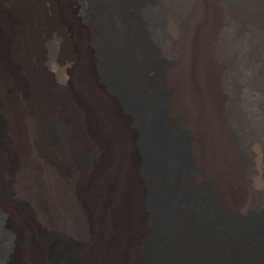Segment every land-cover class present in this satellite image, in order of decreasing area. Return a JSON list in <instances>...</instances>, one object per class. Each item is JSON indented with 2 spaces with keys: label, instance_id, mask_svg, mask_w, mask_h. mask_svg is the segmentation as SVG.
Listing matches in <instances>:
<instances>
[{
  "label": "bare ground",
  "instance_id": "obj_1",
  "mask_svg": "<svg viewBox=\"0 0 264 264\" xmlns=\"http://www.w3.org/2000/svg\"><path fill=\"white\" fill-rule=\"evenodd\" d=\"M86 1L31 0L36 25L28 35L26 17L11 11L15 0H0V264H147L137 250L146 243L152 264H264V202L239 192L227 202L242 152L224 86L230 68L235 106L255 126L264 96V5L255 11L254 0H230L226 25V0H113L103 13ZM88 4L83 23L78 11ZM241 14L250 16L248 30ZM97 49L140 116L151 182L141 171L133 114L99 75ZM29 64L62 82L79 112L55 109L60 139L43 115L18 104L51 87L30 78ZM77 136L95 152L82 197L67 165ZM260 147L249 140L258 187ZM205 168L220 173L222 188L208 182ZM254 210L262 222L249 217ZM58 244L75 247L55 251Z\"/></svg>",
  "mask_w": 264,
  "mask_h": 264
},
{
  "label": "rangeland",
  "instance_id": "obj_2",
  "mask_svg": "<svg viewBox=\"0 0 264 264\" xmlns=\"http://www.w3.org/2000/svg\"><path fill=\"white\" fill-rule=\"evenodd\" d=\"M18 1H20L22 6L19 5ZM82 1L85 3L87 2L86 0H82ZM254 1L256 2V4H252V5L254 6L255 11H259V9L263 8L264 0H254ZM91 2H93L96 5L97 9L100 10L99 12H101V13H103L102 11H103V8L106 6V4L109 6V8H112V6H114L113 0H91ZM111 2H112V6H111ZM257 2L261 3L258 9H257ZM15 3H17V5L12 6L11 11H14L13 15H16L19 11L18 14L26 17L25 18L26 28H27V33L29 35L30 32L32 31V27H34L36 25L35 21H34V17H33V12L36 9V7L32 5L31 0H15ZM15 3H13V4H15ZM226 3H227V5L226 6L224 5L225 7H223V11H221L222 14L220 16H221V19L225 22V24H226V21L229 24L228 20H229V16L231 13V11H229V10H231V9H229L227 7L230 6V8H231L230 0H226L225 4ZM89 6L90 7L85 6L86 8H83L82 10L78 11L79 19L83 23L86 22L87 16L90 13H92V11H93L92 10L93 6H92V8H91V5H89ZM22 9H24V13H23ZM252 9H253V7H252ZM248 12H250V11H248ZM18 14H17V16H18V18H20V16ZM253 15L255 17V13H253ZM261 15L263 16L264 12ZM245 16L246 15L241 14L242 19L239 18L240 20L238 19L237 21H238V23L240 22L239 24H241L240 28H242L244 26V28H242V29L248 30L249 29L248 28L249 27L248 19L250 18V16H249V18H247L248 15L246 17ZM226 30H227V26H226ZM227 32H228V30H227ZM68 49L70 50V48L66 47L65 52H69ZM47 50H48V48H47ZM97 51H98L97 54H98L99 63H97L96 69H97L99 75L103 78L105 84H107L109 89L113 93H115L117 96H119L120 99H122L124 107L129 112H131L133 114L132 115L134 118L133 123H134L135 127L138 128V130L140 132V142H139L140 148H141V151L144 153L145 160H146L144 169L142 170V168H141V171H143L142 174H143V176H145L147 178L148 182H151V174H150V168H149V166H150L149 165L150 164L149 163L150 149H149L148 144H147L146 135L144 132V127H142L143 124H142V121L140 119V116L138 115V113L133 111V109L131 108V105H129V103L127 102L123 93L114 85L112 78L109 76L108 72L105 70L103 65L100 64L101 58H100V54H99L98 49H97ZM92 53H93V51H92ZM244 56H245V54H244ZM246 56H248V54H246ZM228 71H229V72H227L228 77H227V80H226L225 85H224L226 88V89L225 88L224 89H225L226 97H227V98H225V110H226L225 114H226V118L228 119V120L227 119L226 120L229 121L231 124L234 123L233 124L234 127L237 128V130L239 132V138H238L239 139V144H238L239 146L238 147L242 152L241 153L242 154V161L240 164L241 166L239 167L237 178L235 179L237 181L234 180L229 186L230 190L228 189V193L226 192L227 202H229L231 200L235 201L237 199L236 196L239 192V193H241L247 197H252L253 199H255L254 202L256 204H259V203L264 202V170H262L261 176H260V179H261L263 184L260 187H258L256 184V181H255L257 178L254 180V175H255L254 172L256 170H255L253 160L251 159L252 156H251L250 152L248 151L249 150L248 149V142H249V140H253V139L258 141L259 145L261 146L260 148L262 150L263 160H264V129H263L264 128V126H263L264 125V120H263L264 119V115H263L264 114V96L261 99H258V104L256 105L257 117H256L255 126L252 125V122L248 124V122L246 121L245 115H242V113L239 112L235 106L237 96L234 93L235 89L232 86V84L230 82V78H229V76L231 77L230 71H232V70L230 68H228ZM28 72H29L30 78L46 80V82H50L51 87L48 89H45L44 91H42L39 94H37V93L33 94V92L29 91L30 95L28 97H26V98L19 97L18 104L24 110H26L27 108L30 107L33 111H36L35 112L36 115H43L42 116L43 121L50 128L51 132H54V134L56 136H58L57 139H60L59 137H61L60 135H63L62 133L64 132V129L61 128V126H59L57 124L56 120L53 118V115H54L56 108L62 109L61 110L62 115H77L75 113H79V112H78V110L73 108V102H72L73 99L69 95V93L67 92V89L65 88L63 83L59 82L58 79H57V81L56 80L52 81L51 80L52 77L44 76V74L42 75L41 72H39L37 69H35L31 64H29V66H28ZM38 74H40V75H38ZM9 99H12L13 103L15 102L14 98L9 97ZM209 99H211V98L210 97L205 98L204 99L205 102L202 101V103H201V112H202L201 114H203V115L200 119H203L205 122L209 121L208 115H211L212 105L210 103H208ZM255 102L257 103V100ZM21 103H22V105H21ZM66 121H70L69 118H67ZM202 123H204V122H202ZM251 127H254L253 130ZM247 131H248V133H247ZM212 133H213V131H212ZM208 137L211 139L210 136H208ZM81 139L82 138H80L78 136L76 137L75 142H74V147L72 148L70 155L67 157V162H68L67 165H68L69 171L71 173V176L74 178L75 191L77 194L81 195V197H82L86 193V189L88 188L87 186H88V182L90 180L89 179L88 166H89L91 159L93 158L95 152H94V150L89 151L87 145ZM216 140H217L216 135L213 133L211 141H216ZM205 169L206 170H204V173L208 175V182L211 181V184L213 183L216 187L219 186L218 188H220V187L222 188V186L224 185V182H222L223 180L221 178L220 173L219 172H211V171L208 172L209 169H207V168H205ZM205 183L208 184L207 182H205ZM151 188H152V194H153L154 186H152ZM152 194H151L150 200L148 201V204H147L148 209L151 213L153 212L152 204H151ZM249 217L258 219L262 222V215H261L259 210H254L253 213H251ZM150 224L152 227H154V218L151 220ZM45 239H47V238H45ZM71 246L73 248L75 247L74 245L63 246L61 244L60 245L58 244L54 248V250L61 252L60 249H63L62 252H64V251H67L68 248ZM69 249H72V248H69ZM137 250H138L139 256L141 258H143L147 262V264H152L153 256L151 255V245H148L147 243L143 244V245L139 246Z\"/></svg>",
  "mask_w": 264,
  "mask_h": 264
}]
</instances>
